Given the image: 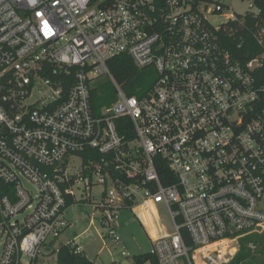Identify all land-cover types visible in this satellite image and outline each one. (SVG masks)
I'll return each mask as SVG.
<instances>
[{
	"label": "built area",
	"instance_id": "obj_1",
	"mask_svg": "<svg viewBox=\"0 0 264 264\" xmlns=\"http://www.w3.org/2000/svg\"><path fill=\"white\" fill-rule=\"evenodd\" d=\"M238 1L0 0V264H49L62 244L85 256L58 238L87 197L103 244L130 209L157 264H227L264 232V15ZM119 55L154 69L149 89L127 94L108 67ZM101 75L117 100L97 113Z\"/></svg>",
	"mask_w": 264,
	"mask_h": 264
},
{
	"label": "rangeland",
	"instance_id": "obj_2",
	"mask_svg": "<svg viewBox=\"0 0 264 264\" xmlns=\"http://www.w3.org/2000/svg\"><path fill=\"white\" fill-rule=\"evenodd\" d=\"M223 1L230 4L235 11H242L246 5L245 2L238 0ZM223 20L224 17L222 15H216L212 21L218 24ZM93 85L97 86L95 94L103 102V107H108L117 100V93L107 75L98 77ZM24 184L28 189L34 190V187L27 181H24ZM98 190V187L93 188V192H97ZM86 196V194H83V198ZM91 200L92 198L87 197L78 205L70 208L67 215L68 218L73 217L74 222L58 238L60 243L74 240L83 249V254L94 264H107L111 261H117L121 264H131L135 255L149 251L151 243L148 234L134 212L127 208L120 209L116 219L114 231L120 236V243H114L115 245L110 242L107 245L103 244L98 238L97 233L107 232L108 228L100 224L97 218L98 212L90 204ZM150 214L154 222L158 221L167 228L169 227V219L161 205H156L151 209ZM93 216H95L94 219ZM91 219L94 220L92 225L89 224ZM150 233L154 236L152 230H150ZM122 251L127 254L121 255ZM49 264H57L56 255H53L49 259Z\"/></svg>",
	"mask_w": 264,
	"mask_h": 264
},
{
	"label": "trees",
	"instance_id": "obj_3",
	"mask_svg": "<svg viewBox=\"0 0 264 264\" xmlns=\"http://www.w3.org/2000/svg\"><path fill=\"white\" fill-rule=\"evenodd\" d=\"M254 2L261 8L262 15H264V0H254ZM240 17L241 16H238L237 20L240 19ZM237 20L230 22V25L237 27V30L233 34V44L236 49V55L241 59L249 58L258 48L255 46V41L251 32L240 29ZM251 22V17H245L246 25H249ZM237 45H241V47L237 48ZM108 67L115 80L125 85L126 92L129 95L136 94L137 88L140 89V93L149 89L156 78V73L153 68L143 67L138 69L127 55H119L110 59ZM102 106L103 102L100 100L99 96L93 93L92 107L94 111L98 113ZM133 259L136 264H142L145 261H150V264H157V259L148 253L135 255ZM57 264L94 263L87 257L76 253L74 247L62 244L57 252ZM227 264H264V232L259 234L252 233L241 237L239 250Z\"/></svg>",
	"mask_w": 264,
	"mask_h": 264
}]
</instances>
